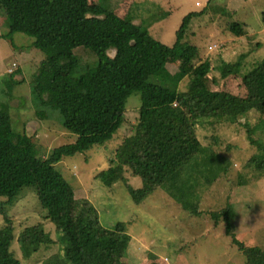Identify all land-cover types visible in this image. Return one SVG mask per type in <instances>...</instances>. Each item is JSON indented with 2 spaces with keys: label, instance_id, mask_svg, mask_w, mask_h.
<instances>
[{
  "label": "rangeland",
  "instance_id": "1",
  "mask_svg": "<svg viewBox=\"0 0 264 264\" xmlns=\"http://www.w3.org/2000/svg\"><path fill=\"white\" fill-rule=\"evenodd\" d=\"M96 1L87 0L89 4ZM105 3L116 15L141 23L169 46L175 44L184 17L190 12H201L191 19L184 37L185 42L198 47L192 63L211 62L205 81L213 89L247 97L255 95V67L264 59V0H105ZM33 41L13 2L0 0V108L9 106L16 132L33 136L38 160L49 157L54 148L74 142L77 135L63 127L58 111H52L48 119L36 114L30 83L46 54ZM73 52L82 64L97 61L82 46ZM242 54L246 57L241 72L222 78L224 63L236 62ZM14 62L18 64L15 72L21 71L17 74L21 82L8 96L4 81L10 77L8 70ZM179 63L180 58L175 57L167 65L178 79V92L186 91L191 83L189 75L180 77ZM152 104L151 98L143 99L137 92L131 94L123 123L111 139L84 152L64 156L55 166L65 181L60 187L63 190L57 192L69 197L73 191L76 197L89 198L101 223L108 228L125 222V230L132 236L124 255L129 264H264L261 259L249 261L247 254L232 243L225 221L216 222L210 216V211L230 204L237 237L248 246L264 248V154L250 143L247 131L249 126L253 137L264 141V102L234 122L196 120L202 150L174 176L176 184L170 187L173 177L170 178L138 204L123 181L108 186L97 173L112 163L117 148L131 134L140 108ZM39 163L11 146L0 147V190L19 174L33 175ZM126 175L134 187L142 186L139 176L129 172ZM65 197L49 198L55 212L60 210ZM6 200V195L0 194V202ZM4 208L15 225L11 249L22 264H43L61 251L58 243L42 247L30 257L23 256L25 246L18 238L26 229L40 225L54 238L61 237L34 186H25L14 204L6 203ZM0 224L2 227L5 224L1 210Z\"/></svg>",
  "mask_w": 264,
  "mask_h": 264
},
{
  "label": "trees",
  "instance_id": "2",
  "mask_svg": "<svg viewBox=\"0 0 264 264\" xmlns=\"http://www.w3.org/2000/svg\"><path fill=\"white\" fill-rule=\"evenodd\" d=\"M11 1L21 23L33 36V45L46 54L30 83L36 114L48 119L52 111H58L63 127L75 133L77 139L54 148L49 157L37 160L33 136L16 132L9 106L0 108V147L11 146L19 154L40 162L33 175L19 174L0 190L7 197L5 202H0L5 215L4 226L0 224V264H22L11 249L16 237L15 225L4 204H14L25 186L38 190L61 237L54 238L40 225L26 229L18 238L25 246L24 257L59 243L61 251L43 264H129L124 255L132 236L125 230V222L108 228L101 223L99 212L89 198L76 197L73 191L69 197L57 192L63 190L60 187L65 181L55 171L56 164L64 156L84 152L111 139L123 123L131 94L137 92L143 99L151 98L153 104L140 108L131 134L117 148L112 163L97 173L108 186L123 181L134 202L141 203L170 178L173 177L170 187L176 184L174 176L202 150L196 120L234 122L264 102V59L255 67V95H238L213 89L205 81L212 68L209 60L192 63L198 47L185 42L184 37L191 19L201 12H190L184 17L175 44L169 46L141 23L116 15L105 0L92 4L87 0ZM11 42L15 46L13 39ZM79 46L95 55L97 61L80 63L73 52ZM175 57L180 58V77H191L186 91L178 92V79L167 67ZM245 57L242 54L236 62L224 63L222 78L239 74ZM19 72L9 73L10 77L4 81L8 96L21 82L17 78ZM247 127L250 143L264 154V141L255 139L252 129ZM127 172L139 176L142 186L134 187ZM53 195L65 197L57 212L49 202ZM210 216L216 222L225 221L232 243L247 254L249 261L264 260L263 247L248 246L237 237L230 204L210 211Z\"/></svg>",
  "mask_w": 264,
  "mask_h": 264
},
{
  "label": "built area",
  "instance_id": "3",
  "mask_svg": "<svg viewBox=\"0 0 264 264\" xmlns=\"http://www.w3.org/2000/svg\"><path fill=\"white\" fill-rule=\"evenodd\" d=\"M17 68H18V64L16 62H14L12 64V67L8 71L11 73V72H14Z\"/></svg>",
  "mask_w": 264,
  "mask_h": 264
}]
</instances>
